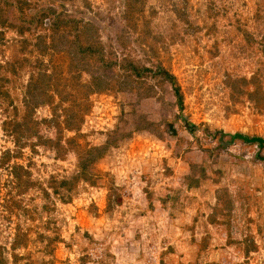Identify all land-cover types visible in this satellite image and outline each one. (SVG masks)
<instances>
[{
    "label": "rangeland",
    "instance_id": "rangeland-1",
    "mask_svg": "<svg viewBox=\"0 0 264 264\" xmlns=\"http://www.w3.org/2000/svg\"><path fill=\"white\" fill-rule=\"evenodd\" d=\"M0 264H264V0H0Z\"/></svg>",
    "mask_w": 264,
    "mask_h": 264
},
{
    "label": "trees",
    "instance_id": "trees-1",
    "mask_svg": "<svg viewBox=\"0 0 264 264\" xmlns=\"http://www.w3.org/2000/svg\"><path fill=\"white\" fill-rule=\"evenodd\" d=\"M45 20H46V18H45ZM51 23V28H48V30L50 31V32H52L53 30H55L56 29V21H53V22H50ZM50 23H49V25H50ZM37 24V23H36ZM22 173H17V177H19V178H17L16 179V185H21L22 184V180H21V178L20 177H22Z\"/></svg>",
    "mask_w": 264,
    "mask_h": 264
}]
</instances>
